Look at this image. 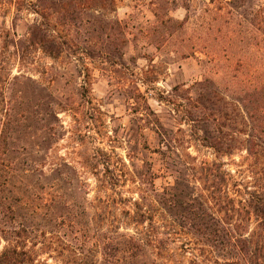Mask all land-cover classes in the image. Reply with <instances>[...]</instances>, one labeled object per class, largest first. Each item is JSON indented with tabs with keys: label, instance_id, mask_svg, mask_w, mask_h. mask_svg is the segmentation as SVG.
<instances>
[{
	"label": "rangeland",
	"instance_id": "rangeland-1",
	"mask_svg": "<svg viewBox=\"0 0 264 264\" xmlns=\"http://www.w3.org/2000/svg\"><path fill=\"white\" fill-rule=\"evenodd\" d=\"M69 1L0 0V139L5 133L1 144L13 150L0 160V181L11 160L16 173L26 170V181L34 182L42 146L75 166L80 181L90 178L80 165L93 148L112 149L126 163L135 140L159 148L154 132L137 131L136 117L147 110L137 108L135 87L172 135L178 154L213 160L201 140L206 123L199 122L194 106L213 108L215 95L227 102L234 76L263 71L264 0ZM203 79L205 88H192ZM55 117L59 126L53 131ZM52 134L45 145L42 137ZM143 158L159 170L157 154ZM219 161L233 172L230 162L240 157ZM164 175L154 180L158 191L172 182ZM86 182L93 185L92 179ZM173 227L177 233L160 230L170 234L158 244L156 262L190 264L195 237ZM38 242L32 250L46 264H89L91 252L99 257L89 244ZM4 245L0 237V250Z\"/></svg>",
	"mask_w": 264,
	"mask_h": 264
},
{
	"label": "trees",
	"instance_id": "trees-1",
	"mask_svg": "<svg viewBox=\"0 0 264 264\" xmlns=\"http://www.w3.org/2000/svg\"><path fill=\"white\" fill-rule=\"evenodd\" d=\"M79 1L69 2L75 6ZM207 83L203 79L192 88ZM134 91L137 108L147 110L136 117L137 131L154 132L159 148L150 150L146 142L135 140L128 146L127 163L112 149L93 148L80 165L93 185L80 181L75 166L51 153L50 147L36 151L41 155L34 182L26 181V170L16 173L8 161L0 181V237L5 242L0 264H46L32 249L38 240L44 244L58 239L96 247L99 257L89 252V264H158V244L169 240L167 233H177L175 224L180 234L195 237L190 264H264V69L257 75L248 70L240 79L234 76L227 102L215 95L213 108L199 106V101L194 106L199 122L206 123L201 140L212 150L211 161L178 154L172 135L139 89ZM182 113L190 114L188 108ZM58 126L55 117L51 129ZM53 136L42 137L45 145ZM4 138L5 133L1 161L13 152L1 144ZM147 153L160 157L158 171L143 158ZM236 153L240 161L230 162L234 171L223 170L220 157ZM164 174L172 182L158 191L154 180ZM76 197L83 202L77 204ZM162 228L171 232H160Z\"/></svg>",
	"mask_w": 264,
	"mask_h": 264
}]
</instances>
